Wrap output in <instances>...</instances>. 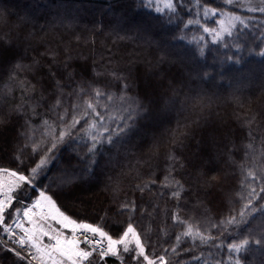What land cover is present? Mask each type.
I'll use <instances>...</instances> for the list:
<instances>
[{"label":"snow or ice","instance_id":"obj_1","mask_svg":"<svg viewBox=\"0 0 264 264\" xmlns=\"http://www.w3.org/2000/svg\"><path fill=\"white\" fill-rule=\"evenodd\" d=\"M188 3L166 0L161 7L160 0H127L120 11L109 5V12L121 13L114 21L120 31L135 32L148 50L135 59L112 56L96 62L74 53L70 44L45 47L40 32L25 22L13 25L12 9L0 0L2 264H180L182 253L191 255L184 247L189 241L232 253L253 247L264 252V149L256 160L251 131V153L236 144L228 126L212 119L215 94L204 87L215 79L206 71L210 37L211 44L232 51L228 59L235 57L233 63L242 67L260 58L261 74L249 78L247 87L264 107V0H224L232 11L196 0L193 12ZM143 8L157 15L135 20ZM209 16L220 18L218 28L208 26ZM165 25L185 32L196 27L202 34L176 38ZM133 89L135 95H128ZM188 109L198 118L173 127L177 110ZM236 118L251 129L258 112L249 107ZM85 148L89 163L77 166L78 149ZM241 151L249 162L236 201L240 207L210 225L216 236L189 225L180 234L166 231L154 243L144 238L140 220L147 208L160 211L146 199L149 194L162 200L170 196L179 209V199L195 190L211 204ZM96 203L102 205L99 210ZM171 219L183 227L179 212Z\"/></svg>","mask_w":264,"mask_h":264},{"label":"trees","instance_id":"obj_2","mask_svg":"<svg viewBox=\"0 0 264 264\" xmlns=\"http://www.w3.org/2000/svg\"><path fill=\"white\" fill-rule=\"evenodd\" d=\"M5 2L14 13L12 16L13 25L25 22V26L28 29L40 32V36L45 41V47L63 49L70 44L74 49V53H82L85 56L94 57L96 62H101L102 57L104 61H107L112 56H115L117 60L121 57L135 59L136 56L141 54L142 50L144 53L148 50L145 39H136L137 34L135 32L126 33L125 31H120V25L114 22L119 18L120 12L113 13L108 11L109 5L120 11L123 8V3H126L127 0H5ZM193 2H196V0H193ZM206 2L208 0H200L201 4ZM210 6L226 8L229 11L234 10L231 6H226L224 0H210ZM87 9L88 11H86ZM240 11L242 12L243 10L241 9ZM156 15L157 13L154 11L143 8L139 10L135 20H148ZM71 17H76V19L72 20ZM81 17L83 19H80ZM188 18L189 16H184L185 23H187ZM219 19V17L209 16L207 18L208 26L214 28L217 26ZM96 21H104L105 23H94ZM164 31L174 32L176 38L186 36L188 39L194 35L199 36L202 34L200 29L196 27H190L187 32L176 31L174 25H165ZM252 35L257 36L256 42L258 43V34L253 31ZM247 38L251 41L252 37L247 36ZM169 39H172V37L169 36ZM184 43L186 44L187 41ZM183 46L182 44L181 47ZM256 50L259 51V49ZM231 56L232 51H226L222 44H211L209 37V54L206 60L208 67L206 71L214 76L215 79L204 87L210 94H215L213 96L214 102L211 105L212 119L218 123H225L232 132L231 138L244 149H247V145L250 142L248 133L251 131L254 135L255 158L259 160L261 149H264V144H261V135L264 134V126L261 123L264 122V107L260 105L259 94L253 95L249 91L247 83L252 76L261 74L260 58L253 57L242 67L241 64L233 63L235 57L229 60L228 57ZM245 56L247 57V52ZM91 62L92 59L89 60V63ZM115 64L116 61H113V66ZM213 84L216 86L213 87ZM128 95L134 96L135 89ZM16 97L19 101V91H17ZM85 99L87 100L88 98L85 97ZM73 102L77 101L74 99ZM65 107H67V101H65ZM249 107L255 108L258 112V119L251 125V129L246 124L242 125L236 118L237 116L243 117L246 115ZM241 108H243V111H241ZM43 111L41 109L42 113ZM197 118V113L192 109L183 112L177 110L173 120V127L176 126L177 122L182 125L186 120L190 122L191 119ZM81 143L83 142L81 141ZM231 147L232 145L229 144L228 148L231 149ZM247 151L251 153L252 150L247 149ZM78 156L79 159L74 161L77 166H86L89 163L86 158V148L83 150L78 149ZM248 162V157L241 151L236 158L235 165L227 169L228 178L223 187L217 190V196L211 204H207L206 201L198 198L195 190L188 196L179 199V209L176 207L178 201L173 200L170 196L162 200L158 196L153 199L154 193L149 194L146 199L152 200L154 205H158L160 211L157 214L153 208H147V205H145L148 215L140 220V227L144 230V238L151 237L154 243L158 237L163 239L166 231L180 234L187 231L189 225L194 230L199 228L206 236L209 231L213 236H216L217 233L211 229L210 225L217 222L218 216L220 218L226 217L229 215L230 210L240 207V204H237L236 201L240 200L238 193L244 186L243 181L248 170ZM128 163L129 161L125 162L126 169ZM130 163L135 167L136 161L132 160ZM144 179L147 180V177ZM162 179L163 176H161ZM122 188L127 189L128 184H123ZM119 195H121V192H117V196ZM230 195L233 199H229ZM101 206V204L96 203L97 210ZM177 212H179L183 221V227L175 226V222L171 219V214ZM232 214H235V211H232ZM120 219L123 220L124 218L121 217ZM255 223L259 224V220ZM229 238L231 239V237ZM241 238L237 237V241ZM171 242H175L174 235ZM218 244L219 241H217ZM184 247L191 248V255L182 253L180 264H196L197 260H199L200 264H207V261H211V264H216L217 260L223 261V264H235L236 260H239L240 264H264V252L255 247L247 251L241 250L239 253L229 252L226 247L218 249L217 246L211 244L205 246L200 244L199 241L195 244L189 241ZM202 252L204 254L203 258L201 257Z\"/></svg>","mask_w":264,"mask_h":264},{"label":"rangeland","instance_id":"obj_3","mask_svg":"<svg viewBox=\"0 0 264 264\" xmlns=\"http://www.w3.org/2000/svg\"><path fill=\"white\" fill-rule=\"evenodd\" d=\"M164 3H166V0H160L161 7H163ZM185 3H188V0H185ZM188 7L191 8L194 12L196 9V2H193V0H192L191 3H188ZM86 11H88V9ZM84 13H86V12H84ZM194 18H196V17H194ZM218 27H219V25L217 24V26H215L214 28H218ZM113 261H114V258H113ZM110 264H113V262H110Z\"/></svg>","mask_w":264,"mask_h":264}]
</instances>
